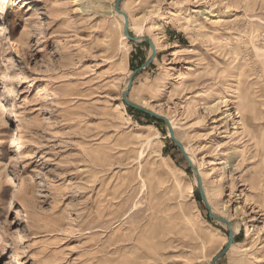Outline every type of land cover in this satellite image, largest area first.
<instances>
[{"label": "rangeland", "instance_id": "rangeland-1", "mask_svg": "<svg viewBox=\"0 0 264 264\" xmlns=\"http://www.w3.org/2000/svg\"><path fill=\"white\" fill-rule=\"evenodd\" d=\"M116 0H0V264H210L229 237ZM157 55L217 264H264V0H122ZM155 12V13H154ZM193 190L189 191V186Z\"/></svg>", "mask_w": 264, "mask_h": 264}, {"label": "water", "instance_id": "water-1", "mask_svg": "<svg viewBox=\"0 0 264 264\" xmlns=\"http://www.w3.org/2000/svg\"><path fill=\"white\" fill-rule=\"evenodd\" d=\"M121 2L122 0H116L115 1V6H114V9L116 12H118L119 14H122L124 17H125V22H124V34L125 36L137 43V44H142V43H145L147 42L151 48V54L150 56L146 59V61L139 67V68H136L130 78H129V83L127 85V87L125 88L124 92H123V101L125 102V104L128 106V107H131V108H134V109H137L139 111H142L154 118H158L160 120H162L166 125H167V128H168V131H169V137L170 139L175 143V145L179 148L181 154L184 156V158L187 160V162L189 163L191 169L194 171L195 175H196V179H197V190H198V193L200 195V198L205 206V208L207 209L208 211V215L210 218L212 219H216V220H219V221H222L224 223H226L228 226H229V237H228V242L225 244L224 248L221 250V252H219L212 260V263L211 264H217L218 260L221 259L225 253H227V251L231 248V246L233 245V243L235 242V238H236V234L234 233V230H233V227H232V223L231 221H229L227 218L223 217V216H219L217 214L214 213V210L211 206V203L209 202V199L206 195V192H205V188H204V184H203V179H202V176H201V173L199 172V169L194 165L191 157L189 156L187 150L185 149V146L184 144L181 142V140H179V138L176 136V133H175V128L172 126L170 120L168 117L156 112V111H153L141 104H138L136 102H133L132 100L129 99V93L133 87V83H134V78L135 76L137 75V73L148 67L149 65H151L154 61V59L156 58V55H157V47L155 45V42L153 41L152 38L148 37V36H132L131 33H130V17H129V14L123 10L121 8Z\"/></svg>", "mask_w": 264, "mask_h": 264}, {"label": "bare ground", "instance_id": "bare-ground-1", "mask_svg": "<svg viewBox=\"0 0 264 264\" xmlns=\"http://www.w3.org/2000/svg\"><path fill=\"white\" fill-rule=\"evenodd\" d=\"M155 13V12H154ZM114 15L115 16H117V17H119V18H121L120 20H121V26H122V33H123V39H126L127 37L125 36V34H124V22H125V17L122 15V14H119L118 12H116L115 11V9H114ZM130 27L133 29V26L132 25H130ZM144 26H137V28L136 29H138L137 31V35L138 36H143V31H144V28H143ZM128 39V38H127ZM155 45H156V43H155ZM157 46V45H156ZM128 83H129V80H128V82H127V85H128ZM127 85H126V87H127ZM170 120V122H171V124H172V126L174 127V125H173V121H172V119H169ZM168 136H170L169 135V131H168ZM186 150H187V152H188V154H189V156L191 157V159H192V161H193V163L195 164L196 163V160H195V158H194V156L190 153V151H189V149L188 148H185ZM199 168V167H198ZM200 173L202 174V172H201V170H200ZM196 182H197V179H196ZM188 190L189 191H192L193 190V186H189V188H188ZM229 227V226H228ZM233 227V226H232ZM233 230H234V233L235 234H237V228L236 227H233ZM225 243L226 242H228V239H226L225 238V241H224ZM234 247V243H233V245L231 246V248H233ZM216 256V255H215ZM214 256V257H215ZM212 260H213V258H212ZM212 263V261L210 262V264Z\"/></svg>", "mask_w": 264, "mask_h": 264}, {"label": "trees", "instance_id": "trees-1", "mask_svg": "<svg viewBox=\"0 0 264 264\" xmlns=\"http://www.w3.org/2000/svg\"><path fill=\"white\" fill-rule=\"evenodd\" d=\"M129 109L131 110V111H134V112H137V113H141V114H144V115H147V116H150V115H148V114H146V113H144V112H142V111H139V110H137V109H134V108H131V107H129ZM152 117V116H151ZM153 119L154 120H156V121H161V122H163L162 120H160V119H158V118H154L153 117ZM177 147V146H176ZM178 148V147H177ZM178 150H179V148H178ZM179 152H180V150H179ZM181 153V152H180ZM198 192V191H197ZM199 194V193H198ZM199 199L201 200V198H200V196H199Z\"/></svg>", "mask_w": 264, "mask_h": 264}]
</instances>
